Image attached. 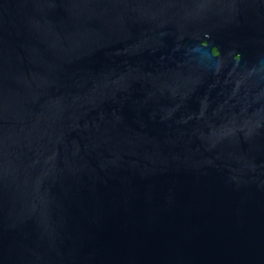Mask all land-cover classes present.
Segmentation results:
<instances>
[{"label":"water","instance_id":"95a60500","mask_svg":"<svg viewBox=\"0 0 264 264\" xmlns=\"http://www.w3.org/2000/svg\"><path fill=\"white\" fill-rule=\"evenodd\" d=\"M0 264H264V0H0Z\"/></svg>","mask_w":264,"mask_h":264}]
</instances>
